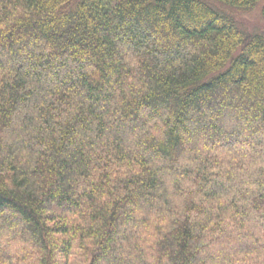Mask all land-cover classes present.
<instances>
[{
    "label": "trees",
    "instance_id": "16d2710c",
    "mask_svg": "<svg viewBox=\"0 0 264 264\" xmlns=\"http://www.w3.org/2000/svg\"><path fill=\"white\" fill-rule=\"evenodd\" d=\"M264 0H0V264H264Z\"/></svg>",
    "mask_w": 264,
    "mask_h": 264
},
{
    "label": "rangeland",
    "instance_id": "374dc122",
    "mask_svg": "<svg viewBox=\"0 0 264 264\" xmlns=\"http://www.w3.org/2000/svg\"><path fill=\"white\" fill-rule=\"evenodd\" d=\"M260 6L256 7L249 13H239L238 11L223 8L222 10L235 18V20L243 27V29L249 33L262 32L264 34V20L260 15Z\"/></svg>",
    "mask_w": 264,
    "mask_h": 264
}]
</instances>
